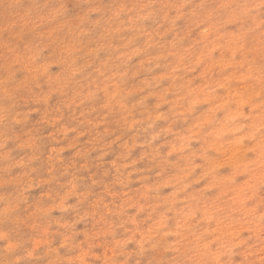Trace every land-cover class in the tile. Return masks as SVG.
Returning <instances> with one entry per match:
<instances>
[{"label":"rangeland","instance_id":"rangeland-1","mask_svg":"<svg viewBox=\"0 0 264 264\" xmlns=\"http://www.w3.org/2000/svg\"><path fill=\"white\" fill-rule=\"evenodd\" d=\"M0 264H264V0H0Z\"/></svg>","mask_w":264,"mask_h":264}]
</instances>
